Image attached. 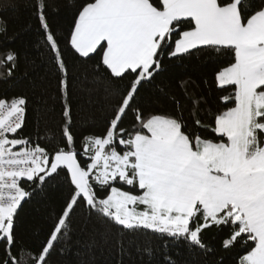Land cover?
Returning a JSON list of instances; mask_svg holds the SVG:
<instances>
[{
	"label": "snow or ice",
	"instance_id": "snow-or-ice-1",
	"mask_svg": "<svg viewBox=\"0 0 264 264\" xmlns=\"http://www.w3.org/2000/svg\"><path fill=\"white\" fill-rule=\"evenodd\" d=\"M36 8L66 89L67 68L47 23L45 0H37ZM77 11L69 40L75 52L99 54L100 65L113 78L131 79L105 132L83 138L88 158L83 165L67 105L66 146L50 152L22 134L26 98L0 97V241L7 256L0 264H47L54 244L67 236L70 214L81 200L126 229L166 233L206 250L202 231L229 226L223 246L251 241L254 246L240 264H264V0H84ZM200 46L231 51L234 58L216 74L218 87H234L230 96L221 97L225 110L214 115V126L195 120L216 140L188 130L182 115H145L136 105L142 85L163 69L165 55L179 58ZM16 59L9 51L0 65L14 68ZM129 111L136 120L130 130L120 127ZM118 145L123 149L118 151ZM65 170L73 187L49 238L35 255L23 248L12 254L17 210L35 190L22 183L41 187ZM119 183L139 191H126ZM145 251L151 256L150 248Z\"/></svg>",
	"mask_w": 264,
	"mask_h": 264
},
{
	"label": "trees",
	"instance_id": "trees-1",
	"mask_svg": "<svg viewBox=\"0 0 264 264\" xmlns=\"http://www.w3.org/2000/svg\"><path fill=\"white\" fill-rule=\"evenodd\" d=\"M83 2L45 0L47 23L67 68V88L64 89L61 81L65 75L58 68L45 39L37 16V0H0V29H4L0 31V57L9 51L17 56L14 68L11 63L0 65V97L26 98L22 134L37 140L50 152L66 146L62 129L66 123L64 111L67 105L70 131L82 165L88 159L83 154V138L105 132L121 93L131 79L113 78L105 66L100 65L99 54L82 57L70 45V33ZM229 62H234L231 51L217 52L206 46L179 58L165 55L163 69L151 82L142 85L136 105L145 115L168 114L178 118L182 115L188 130L216 140V134L197 126L195 120L214 126V115L225 110L226 102L221 97L230 96L234 87H218L216 74ZM8 68H12L11 75ZM231 106L227 103V107ZM135 123V116L129 111L122 118L120 127L130 130ZM122 149V145L117 146L118 151ZM22 186L29 191L35 190L17 210L16 245L12 254L23 248L35 255L49 238L73 186L66 179V170L59 175L53 174L41 187H30L26 183ZM116 186L126 191H139L123 183ZM94 187L100 196L104 195L103 190ZM230 231L229 226L203 230L201 238L207 250L201 249L166 233L144 228L126 229L90 210L81 200L70 214L67 236L54 244L47 256V264H168L167 257L175 264H240V257L254 243L249 241L244 245L238 241L225 248L223 242ZM148 248L152 250L151 256L145 251ZM6 258L5 245L0 241V260Z\"/></svg>",
	"mask_w": 264,
	"mask_h": 264
},
{
	"label": "rangeland",
	"instance_id": "rangeland-1",
	"mask_svg": "<svg viewBox=\"0 0 264 264\" xmlns=\"http://www.w3.org/2000/svg\"><path fill=\"white\" fill-rule=\"evenodd\" d=\"M141 208H142V206H141Z\"/></svg>",
	"mask_w": 264,
	"mask_h": 264
}]
</instances>
